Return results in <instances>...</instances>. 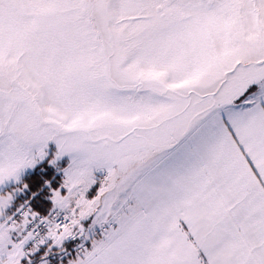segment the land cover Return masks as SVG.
I'll list each match as a JSON object with an SVG mask.
<instances>
[{
    "label": "snow or ice",
    "instance_id": "6c2138e0",
    "mask_svg": "<svg viewBox=\"0 0 264 264\" xmlns=\"http://www.w3.org/2000/svg\"><path fill=\"white\" fill-rule=\"evenodd\" d=\"M0 264H264V0H0Z\"/></svg>",
    "mask_w": 264,
    "mask_h": 264
}]
</instances>
